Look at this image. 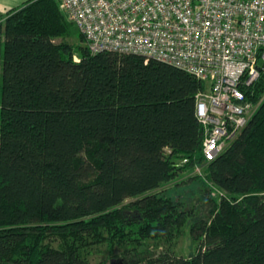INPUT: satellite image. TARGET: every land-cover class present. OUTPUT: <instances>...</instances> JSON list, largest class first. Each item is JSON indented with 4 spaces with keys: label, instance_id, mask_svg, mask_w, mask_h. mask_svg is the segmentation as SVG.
Listing matches in <instances>:
<instances>
[{
    "label": "trees",
    "instance_id": "16d2710c",
    "mask_svg": "<svg viewBox=\"0 0 264 264\" xmlns=\"http://www.w3.org/2000/svg\"><path fill=\"white\" fill-rule=\"evenodd\" d=\"M73 25L56 0L0 17V264H90L87 243L104 237L128 264H264V102L207 163L204 83L143 56L92 54L81 33L74 48ZM197 165L227 197L193 225L196 253L128 249L180 235L193 211L160 190Z\"/></svg>",
    "mask_w": 264,
    "mask_h": 264
},
{
    "label": "built area",
    "instance_id": "2783aa9c",
    "mask_svg": "<svg viewBox=\"0 0 264 264\" xmlns=\"http://www.w3.org/2000/svg\"><path fill=\"white\" fill-rule=\"evenodd\" d=\"M92 54H134L194 75L205 162L235 141L264 102V0H56ZM204 166L197 165L200 172Z\"/></svg>",
    "mask_w": 264,
    "mask_h": 264
},
{
    "label": "rangeland",
    "instance_id": "374dc122",
    "mask_svg": "<svg viewBox=\"0 0 264 264\" xmlns=\"http://www.w3.org/2000/svg\"><path fill=\"white\" fill-rule=\"evenodd\" d=\"M24 4V3H23ZM22 4V5H23ZM21 6V5H20ZM71 23V22H70ZM72 38L66 41L77 48L79 46L86 47L80 39V32L78 28L72 26ZM61 42V39L56 41ZM205 169L200 172L195 168L194 170L184 172L178 178L165 186L160 191H164L167 197H170L174 202H179L187 210L193 211L192 218L188 221L186 226L180 232V235L174 236L171 240L157 239L155 237L146 241H141L139 244L131 242L128 244V249L137 248L139 252L149 251L156 255L162 253L174 254L178 257H191L197 249L198 244L195 243L191 236V230L195 223L203 220L210 210L209 203L214 200L221 203L222 198L227 196L217 189L211 182L205 179ZM195 177H201V180H194ZM211 200V201H209ZM133 202L129 200L128 203ZM127 203V204H128ZM131 233L130 231H128ZM99 243L91 241L87 243L88 252L87 257L90 264H128V261L123 258L126 249L124 246L112 243L108 237Z\"/></svg>",
    "mask_w": 264,
    "mask_h": 264
},
{
    "label": "crops",
    "instance_id": "0c3cea01",
    "mask_svg": "<svg viewBox=\"0 0 264 264\" xmlns=\"http://www.w3.org/2000/svg\"><path fill=\"white\" fill-rule=\"evenodd\" d=\"M29 0H0V17L6 15L10 10L22 6Z\"/></svg>",
    "mask_w": 264,
    "mask_h": 264
}]
</instances>
